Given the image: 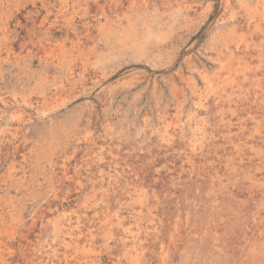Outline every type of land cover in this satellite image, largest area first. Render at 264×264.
I'll list each match as a JSON object with an SVG mask.
<instances>
[{
  "label": "rangeland",
  "instance_id": "rangeland-1",
  "mask_svg": "<svg viewBox=\"0 0 264 264\" xmlns=\"http://www.w3.org/2000/svg\"><path fill=\"white\" fill-rule=\"evenodd\" d=\"M0 256L264 264V0H0Z\"/></svg>",
  "mask_w": 264,
  "mask_h": 264
},
{
  "label": "bare ground",
  "instance_id": "bare-ground-1",
  "mask_svg": "<svg viewBox=\"0 0 264 264\" xmlns=\"http://www.w3.org/2000/svg\"><path fill=\"white\" fill-rule=\"evenodd\" d=\"M234 55V54H233ZM209 77V76H208ZM209 80V79H208ZM200 101V100H199ZM203 105V104H202ZM200 127V126H199ZM200 129V128H199ZM202 130V129H201ZM173 139V138H172ZM171 140V139H170ZM215 192V191H214ZM54 224H55V222H54ZM257 245V244H256ZM1 257V256H0Z\"/></svg>",
  "mask_w": 264,
  "mask_h": 264
}]
</instances>
